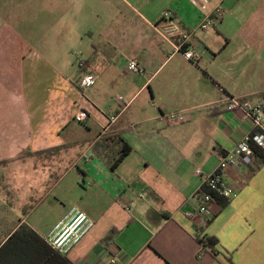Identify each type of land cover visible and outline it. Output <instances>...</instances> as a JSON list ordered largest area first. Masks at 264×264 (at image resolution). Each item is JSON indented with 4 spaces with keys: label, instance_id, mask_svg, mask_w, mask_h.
I'll use <instances>...</instances> for the list:
<instances>
[{
    "label": "crops",
    "instance_id": "1",
    "mask_svg": "<svg viewBox=\"0 0 264 264\" xmlns=\"http://www.w3.org/2000/svg\"><path fill=\"white\" fill-rule=\"evenodd\" d=\"M2 4V242L21 225L46 241L75 208L94 226L66 254L73 264H105L114 255L127 264H264V164L224 170L235 196L198 214L202 179L254 130L227 98L264 103V0H62L60 11L47 1L45 17L60 21L65 50L86 62L70 76L41 69L36 32L30 25L28 36L14 33L4 19L15 24V11ZM23 4L35 21V2ZM217 7L224 14L199 31ZM166 10L180 30L194 32L192 46L205 49L198 63L172 54L156 35ZM130 61L142 72H129ZM90 72L95 85L80 89L79 78ZM79 110L88 115L81 124L73 120ZM177 111L186 123L160 121V113ZM119 141L131 152L111 171L105 158ZM50 196L48 211L36 215ZM123 203H132L129 211ZM203 237L217 240L216 255L204 249L197 257Z\"/></svg>",
    "mask_w": 264,
    "mask_h": 264
},
{
    "label": "built area",
    "instance_id": "2",
    "mask_svg": "<svg viewBox=\"0 0 264 264\" xmlns=\"http://www.w3.org/2000/svg\"><path fill=\"white\" fill-rule=\"evenodd\" d=\"M224 14L222 8L217 7L213 11V18L203 19L198 26L199 31L208 30L212 23ZM154 31L159 39L168 44L172 49V54H181L183 58L191 63H198L202 55L200 51L195 49L191 41L194 32H184L180 30L175 22V18L171 11L166 10L162 13L161 20L154 26ZM127 69L131 73L139 74L142 72L141 67L136 61H130ZM96 83L95 75L90 73L83 74L78 80V87L82 90L93 87ZM118 102L127 106L123 102V97L118 96ZM229 109L239 110L241 118L247 120L251 124V129H257L259 133L255 137L257 147L264 150V103L258 99H234L227 98ZM86 111L79 110L73 117L76 123H83L87 119ZM159 119L165 125H179L186 123L188 117L183 111L160 113ZM110 123L114 122L115 117L109 118ZM250 132L242 135L237 141L234 148L226 152L218 162L217 171L204 176L202 179L203 189L200 193V203L198 214H208L209 207L213 203V195L219 196L227 201L231 200L235 195L233 191L222 180V172L232 166L254 167L253 152L250 148ZM195 175L201 176L202 171L196 168ZM145 193L139 198L144 199ZM132 203H123L122 207L125 211H129ZM94 226L93 220L84 212L78 209H71L70 212L60 219L46 236V241L50 247L56 252L66 255L74 246L78 245L81 240L92 230ZM205 248L200 246L197 257L202 256ZM105 264H127L119 255L110 257Z\"/></svg>",
    "mask_w": 264,
    "mask_h": 264
},
{
    "label": "rangeland",
    "instance_id": "3",
    "mask_svg": "<svg viewBox=\"0 0 264 264\" xmlns=\"http://www.w3.org/2000/svg\"><path fill=\"white\" fill-rule=\"evenodd\" d=\"M47 1L55 2V5L57 6L56 10H62V0H0V3H3L2 5L5 6V10L12 9L13 12L15 11V15L19 17H16L15 20L10 18L14 20L15 24L7 19H4L14 33L20 34L22 37L28 36L30 25L31 33L36 32L37 37L35 52L41 59L39 61L41 69H48L49 66L50 68L52 67L55 72H58L63 76H70L77 71L78 63L82 57L76 50H65L66 46L63 45L64 39L62 37L63 32L60 21L48 23L50 18L46 19V14H44L45 3ZM30 2H35V6L37 5V18L35 21L31 20V22H29L28 15L24 14L25 7L23 4L25 3V6H28ZM14 6L17 8L15 9ZM28 10L29 9L27 7V11ZM14 25L17 27L18 31L15 30ZM200 51L204 53L205 49L200 47ZM53 200L52 196H50L44 201V203H40V206L35 211V214L40 216L44 212L48 211V207L51 203H53ZM31 204V202L28 203L29 206ZM46 219L48 220L49 218L47 217Z\"/></svg>",
    "mask_w": 264,
    "mask_h": 264
},
{
    "label": "trees",
    "instance_id": "4",
    "mask_svg": "<svg viewBox=\"0 0 264 264\" xmlns=\"http://www.w3.org/2000/svg\"><path fill=\"white\" fill-rule=\"evenodd\" d=\"M86 62L80 60L79 68L83 70ZM264 97V95H263ZM259 131L254 129L250 134V148L253 152L254 163L260 167L264 164V150L257 147L255 137ZM118 150L114 156L106 157L105 164L108 169L114 171L118 165L131 152L130 147L123 141L118 142ZM223 155H221L222 157ZM220 157V158H221ZM214 200H221L225 205L227 200L213 195ZM198 244L208 249L211 254H217V240L213 237L197 239ZM0 264H73L66 255L53 250L50 245L37 232L21 225L7 239L2 242L0 237Z\"/></svg>",
    "mask_w": 264,
    "mask_h": 264
}]
</instances>
